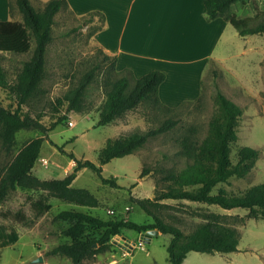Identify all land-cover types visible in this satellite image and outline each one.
<instances>
[{"label":"rangeland","instance_id":"374dc122","mask_svg":"<svg viewBox=\"0 0 264 264\" xmlns=\"http://www.w3.org/2000/svg\"><path fill=\"white\" fill-rule=\"evenodd\" d=\"M9 1L13 4L12 12L7 11V5L0 2V18L22 21L23 16L16 0ZM32 2L37 8H42L45 4L44 0H32ZM243 2H247L249 14L264 10V1L244 0ZM99 23V19L96 18L93 24L84 25L82 18L70 11H63L56 16L53 38L46 54V78L42 82V89L45 92L24 104L23 112L33 117H40L46 127L62 115H66V118L46 134L40 130H20L16 135L15 146L10 152L4 149L0 141V174H3L2 171L21 148L39 136L48 139L42 143L40 157L33 168V173L41 179H62L74 173L75 163H72L74 166H70L73 162L71 154L76 159L98 163L99 151L109 138L117 135V127L125 129L126 133L121 132L119 134L121 135L145 132L169 117L176 119L178 124L166 133L149 138L146 145L137 152L112 159L103 166L102 176L107 179L117 178L119 188L104 185L101 178L88 168L76 173L72 186L89 190L99 199L98 207L78 206L57 199L48 191L38 188L18 187L4 201L0 200V226L8 232L13 228L19 233L16 243L0 249V257L2 250L6 248L7 253L17 260L18 264H73L68 257L48 254L56 246L71 242V238L65 233L69 222L55 219L56 215L64 210L89 212L102 219L127 218L140 224L153 223L152 217L138 207L136 200L140 198L136 197L151 199L155 196L161 169L181 170L186 166V159L180 153V140L191 127L197 128L198 140L201 141L207 136L209 121L216 110L215 82L228 98L244 110L238 127V140L231 147L233 163L237 162V152L242 146L259 149L261 155L245 178L232 177L227 183L219 184L213 193L216 194L222 188L228 194H241L253 185L264 183V88L261 89L254 81L261 55L263 60L259 63L264 67V36L258 41L260 43L258 47L263 50V54L249 53L237 56L233 46L231 51L235 55L224 62L223 73L211 64L209 72L203 79V90L199 101L185 105L177 112L152 111L150 107L140 105L118 118L126 121L123 125H120L118 119L113 124L98 125L100 108L105 101L102 79L99 75L85 92L83 111L67 113L66 104L60 107L59 112L53 107L55 100L76 83L77 79L89 69L94 56L98 54L100 47L90 33ZM235 30L233 27V31ZM34 45L32 39L33 48ZM33 48L25 54L0 52V62L10 84L16 82L24 63L31 58ZM226 67L228 69H225ZM214 71L217 72L216 75ZM239 80H243L247 87H242ZM0 101L5 107L12 105L16 107L15 99L8 89H0ZM152 115L154 120H150ZM70 122H73V125H70ZM59 147L64 151L61 152ZM43 159L48 160L47 165H43L41 162ZM145 170H148V174L143 178L141 175ZM42 197H46V203L51 205V209L36 218L31 203ZM236 209L231 211V215H221L219 213L224 210L219 206L186 200H165L158 207H151V210L159 213L166 222L179 226L185 235H189L198 224L205 222L207 217L212 215L218 216L219 222L235 226L241 232L240 228L246 225L249 218H246L245 213L236 215V212L248 210ZM242 218H245V221L242 222ZM255 229L257 230L258 227L253 230ZM101 234V230L88 227L82 238L96 240ZM250 234L247 232L245 241L255 242L257 252H262L259 248L264 245V237L254 239ZM171 237L170 234L161 233L147 236L134 230L123 229L120 235L112 238L108 248L85 259L81 264H170L166 247ZM139 240H143V248L137 247L126 254V251H129L126 245L138 243ZM39 256L43 257V262L33 263V260ZM2 259V264H11L9 257L3 255ZM213 260L212 254L191 251L182 264H212Z\"/></svg>","mask_w":264,"mask_h":264},{"label":"trees","instance_id":"16d2710c","mask_svg":"<svg viewBox=\"0 0 264 264\" xmlns=\"http://www.w3.org/2000/svg\"><path fill=\"white\" fill-rule=\"evenodd\" d=\"M240 1L244 0H205L208 20L223 18L240 36L263 34L264 10L254 17L239 18L232 12V6ZM16 4L23 18L22 21L0 20V52L25 54L33 48L32 39L35 45L31 58L24 63L13 84L7 81L0 62V89H8L16 103L15 108L13 105L5 107L0 101V141L7 152L14 148L16 135L20 130H40L46 134L66 118V115H62L46 127L40 117L24 113L23 105L45 92L42 82L46 78V54L53 38L56 16L63 11L74 14L67 0H48L42 8H37L32 0H16ZM12 8L13 4L9 1L10 13ZM81 18L84 25L93 24L96 18L99 19L100 23L90 33L91 37L104 27L105 16L99 11H92ZM116 62L115 56L99 48L89 69L63 96L55 100L53 109L59 112L60 107L66 104L67 113L83 111L85 92L98 75L101 76L105 93L98 125L111 124L140 105H146L152 111L177 112L185 105L201 99L200 96L194 101H185L175 108L166 106L159 97V87L166 78L164 72L154 70L141 78H135L128 69L118 72ZM216 73L214 71L215 75ZM214 86L216 110L209 121L207 136L201 141L198 140L197 128L191 127L180 140V153L186 159V166L181 170L161 169L155 196L136 200L137 205L154 222L140 224L127 218L102 219L89 212L64 210L55 219L69 222L65 233L71 238V242L56 246L48 254L65 256L73 264H81L85 259L108 248L112 238L120 235L123 229L134 230L139 234H147L150 230L170 234L172 237L166 247L170 264H182L191 251L208 254L237 251L242 236L240 230L219 222L218 216L207 217L205 222L198 224L189 235H185L179 226L166 222L159 213L151 210V207H158L165 200H186L228 210L243 208L248 210L246 218L264 220V183L253 185L241 194H228L222 188L216 194L213 193L219 184L227 183L232 177L245 178L261 155L259 149L242 146L237 152V162L233 163L231 147L238 140V127L244 110L224 94L217 82ZM150 120H154V115ZM177 124L176 119L169 117L145 132H131L109 138L99 151L98 163L76 159L71 154V160L76 164L74 173L62 179H41L33 173L42 143L48 139L43 136L34 138L21 148L2 171L3 174H0V200L4 201L18 187L38 188L48 191L57 199L78 206L98 207L99 199L89 190L72 186L76 173L88 168L101 178L104 185L119 188L116 178L107 179L102 176L103 166L112 159L137 152L146 145L149 138L166 133ZM59 150L64 151L62 147ZM147 174L148 170H145L141 177ZM31 207L36 218L51 209V205L46 203V197L32 201ZM243 221L245 218H242ZM88 227L101 230V236L96 240L83 239ZM18 236L17 230L12 228L8 232L0 226V249L14 244Z\"/></svg>","mask_w":264,"mask_h":264},{"label":"crops","instance_id":"0c3cea01","mask_svg":"<svg viewBox=\"0 0 264 264\" xmlns=\"http://www.w3.org/2000/svg\"><path fill=\"white\" fill-rule=\"evenodd\" d=\"M67 1L70 9L80 18L92 11L104 14V27L94 35V38L105 53L117 58L118 72L128 69L135 78H141L154 70L165 73L166 78L159 87V97L164 105L172 108L201 96L203 79L209 72L210 65L213 64L215 69L223 73L224 62L235 55L231 51L233 46L237 56L249 53L263 54V50L258 47L260 46L258 41L264 34L240 36L223 18L208 20L205 0ZM0 2L7 5L8 11L9 0ZM232 12L239 18L254 17L258 13L249 14L247 2L243 1L235 3ZM262 60L261 55L254 80L261 89L264 88V67L259 63ZM239 81L242 87H247L243 80ZM118 120L120 125L126 123ZM117 128L116 136L121 132L126 133L122 127ZM72 161L71 164L75 163ZM223 210L219 214L231 215V211L237 209ZM243 213L247 215L248 211L236 212V215ZM263 222L264 220L249 219L246 225L240 228L242 236L237 251L214 253L212 254L214 260L211 263L264 264V245L259 248L262 252H257L255 242L245 241L247 232L251 233L254 239L264 237ZM257 227L256 231L253 230ZM3 255L9 257L11 264H18V261L7 253L6 248L2 250ZM2 256L0 264L3 261Z\"/></svg>","mask_w":264,"mask_h":264},{"label":"built area","instance_id":"2783aa9c","mask_svg":"<svg viewBox=\"0 0 264 264\" xmlns=\"http://www.w3.org/2000/svg\"><path fill=\"white\" fill-rule=\"evenodd\" d=\"M70 125H73V122H70ZM41 162H43V165H47L48 164V160H46V159L41 160ZM110 213H113V211H110ZM143 243H144L143 240H139L138 243H131L129 245L127 244L126 245V249H129V251H126V254L127 253H131V251L133 249L137 248V247L143 248V245H144Z\"/></svg>","mask_w":264,"mask_h":264},{"label":"water","instance_id":"95a60500","mask_svg":"<svg viewBox=\"0 0 264 264\" xmlns=\"http://www.w3.org/2000/svg\"><path fill=\"white\" fill-rule=\"evenodd\" d=\"M148 235H158L159 231L158 230H150L148 233ZM43 262V257L39 256L38 258L33 260V263H41Z\"/></svg>","mask_w":264,"mask_h":264}]
</instances>
